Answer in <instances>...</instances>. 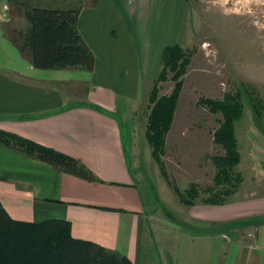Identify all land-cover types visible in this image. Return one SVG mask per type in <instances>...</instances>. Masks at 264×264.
I'll use <instances>...</instances> for the list:
<instances>
[{
  "label": "crops",
  "instance_id": "crops-1",
  "mask_svg": "<svg viewBox=\"0 0 264 264\" xmlns=\"http://www.w3.org/2000/svg\"><path fill=\"white\" fill-rule=\"evenodd\" d=\"M75 1L25 2L65 7ZM81 1L77 28L95 57L90 72L35 68L10 40L12 3L0 0V130L70 155L94 179L0 142V202L14 220L67 221L73 238L139 264L147 209L132 164L133 130L127 143L123 128L140 97L148 100L163 47L184 46L190 6L186 0ZM241 119L235 135L242 183L228 203L190 206L196 229L188 222L156 230L166 263L264 264V110L260 120Z\"/></svg>",
  "mask_w": 264,
  "mask_h": 264
},
{
  "label": "rangeland",
  "instance_id": "rangeland-1",
  "mask_svg": "<svg viewBox=\"0 0 264 264\" xmlns=\"http://www.w3.org/2000/svg\"><path fill=\"white\" fill-rule=\"evenodd\" d=\"M186 2L190 9L183 48L189 51L190 62L182 76L174 119L160 155L166 176L145 137L148 101H142V96L138 110L123 128L127 143L133 130L132 164L147 209L145 256L139 264H168L162 248L155 246L157 229L184 227L189 222L194 230L199 225L189 218L190 206L180 200L174 189L184 191L192 184L211 185L215 167L210 157L222 153L212 136L221 114H211L199 105V96L221 98L225 93L239 91L244 105L242 119L254 114L250 96L264 105V0ZM11 12L13 19L7 32L25 29L27 22L17 4L12 3ZM172 87V81L162 82L159 93L168 94ZM199 204L203 203L197 199L193 205ZM148 236L153 238V245Z\"/></svg>",
  "mask_w": 264,
  "mask_h": 264
},
{
  "label": "trees",
  "instance_id": "trees-1",
  "mask_svg": "<svg viewBox=\"0 0 264 264\" xmlns=\"http://www.w3.org/2000/svg\"><path fill=\"white\" fill-rule=\"evenodd\" d=\"M17 4L27 22L25 29L13 28L10 40L19 51L28 54L38 69H81L90 72L95 57L77 28L82 1L66 3L65 7H43L26 4V0H9ZM93 3L96 0H92ZM190 62L189 51L182 46L166 45L161 51L160 68L148 94L145 137L151 154L166 176L160 157L166 135L171 128L182 89V76ZM172 81L168 94H160V83ZM198 104L211 114H221L213 130V142L222 153L210 157L215 173L212 184L199 187L192 184L184 191L175 189L180 200L192 206L199 199L203 204L221 205L231 201L243 181L237 170L240 159L235 122L243 116V101L239 91L225 93L221 98L199 96ZM257 119L262 118L264 105L250 96ZM0 142L17 148L30 157L47 162L57 169L94 179L82 163L68 154L41 145L18 134L0 130ZM0 264H133L121 253L93 242L75 239L70 224L64 220L39 223L17 221L8 216L0 202Z\"/></svg>",
  "mask_w": 264,
  "mask_h": 264
}]
</instances>
